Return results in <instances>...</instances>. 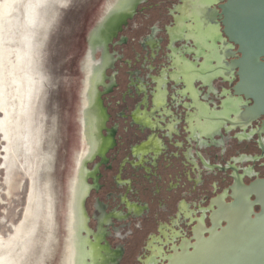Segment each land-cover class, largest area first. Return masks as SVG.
Here are the masks:
<instances>
[{"label":"flooded vegetation","instance_id":"flooded-vegetation-1","mask_svg":"<svg viewBox=\"0 0 264 264\" xmlns=\"http://www.w3.org/2000/svg\"><path fill=\"white\" fill-rule=\"evenodd\" d=\"M168 1L172 9L164 5ZM180 1L138 0L106 50L98 48L101 57L88 68L91 77L80 67L77 144L57 243V258L67 264L79 257L87 262V234L108 257L103 264H165L174 246L195 241L200 220L212 224L218 197L232 201L236 175L246 184L264 177V117L242 127L227 122L234 113L222 105L232 107L231 100L223 92L216 105L218 79L201 78L212 61L206 57L202 64L187 55L208 49L202 52L193 38L190 45L179 44L188 25H195L185 10L194 0ZM140 15L148 24L137 22ZM111 46L128 54L115 51L111 57ZM156 57L168 58L172 69L153 73ZM203 84L208 93L201 92Z\"/></svg>","mask_w":264,"mask_h":264},{"label":"rangeland","instance_id":"rangeland-1","mask_svg":"<svg viewBox=\"0 0 264 264\" xmlns=\"http://www.w3.org/2000/svg\"><path fill=\"white\" fill-rule=\"evenodd\" d=\"M103 2L14 1L12 26L8 33L4 31V37L8 36L4 42L10 45V60L18 66L21 82L27 88L30 83L33 87L28 93L27 107L21 111L31 140L20 143L13 128L9 141L0 134V236L20 234L16 244L4 249L7 257L0 264H34L44 247L49 226H53L48 179L58 225L46 264H56L61 247L57 243L61 244L63 236L59 213L65 200L71 154L77 144L80 67L87 33L101 17ZM115 51H119V46H111L109 55L112 57ZM95 56L100 58V51ZM112 72L109 69L108 73ZM49 148L53 149L52 164Z\"/></svg>","mask_w":264,"mask_h":264},{"label":"water","instance_id":"water-1","mask_svg":"<svg viewBox=\"0 0 264 264\" xmlns=\"http://www.w3.org/2000/svg\"><path fill=\"white\" fill-rule=\"evenodd\" d=\"M164 5L171 9L175 6L169 1ZM185 10L190 11L187 18L195 25H188L190 32L179 40V44L190 45L189 40L193 38L202 52L206 53L204 50L208 49L206 54L187 55L191 59H201L202 64L207 63V58L212 61L209 69L202 65L201 78L206 81L210 74L211 78L218 79L216 105L220 104V98L223 99V92L231 100L232 107L222 105V110L234 113V120L227 122L234 127H242L264 117V0H194L191 9L188 6ZM134 11L133 7L112 23V28L107 31L105 47ZM136 20L148 24L143 15ZM124 50L119 47L120 52ZM124 52L128 54L126 50ZM153 62L155 74L162 66L172 69L171 65L168 67L169 59L166 57H156ZM119 66L120 63L117 64ZM184 67L187 69L189 66ZM235 79L237 81L230 88L229 82ZM201 92L208 93L209 88L203 84ZM208 100L215 107L213 98ZM112 142L111 131L105 153ZM232 189V201L226 202L218 197V208L210 216L212 224L208 227L200 220L194 228L195 241L186 239L184 244L174 246L165 264H264V177L246 184L241 175H236ZM93 196L88 204L90 211L96 204ZM256 205L259 210H255ZM94 225L92 221L91 226ZM88 238L87 234V264H103L108 257ZM122 264H129V261L124 260Z\"/></svg>","mask_w":264,"mask_h":264},{"label":"bare ground","instance_id":"bare-ground-1","mask_svg":"<svg viewBox=\"0 0 264 264\" xmlns=\"http://www.w3.org/2000/svg\"><path fill=\"white\" fill-rule=\"evenodd\" d=\"M15 0H2L0 2V113L4 115L0 116V134L3 133L6 140L9 141L11 137L12 128L16 131V137L20 141V143L25 144V142H29L31 140L29 135L30 128L26 131L27 121L21 115L22 108L27 107L28 102V93L30 94L33 89L32 84L30 83L28 88L23 85L21 82L17 70L18 66L13 65L11 62V51L10 45L4 42L8 36L4 37V31L9 32V27L12 26V9L14 6ZM138 0H104L101 14L96 21L95 24L90 28L87 33V39L85 40L84 53L82 56V62L84 65V75L88 78L91 77V72H88V68L93 64L97 63V59L95 57L96 51L104 47L105 39L107 38V31L109 28H112V23H114L122 14H125L126 11L131 10L135 3ZM30 7H28L30 13ZM96 12V11H95ZM87 47V50H86ZM18 57H21V52H19ZM83 69V71H84ZM90 69V68H89ZM9 86V87H8ZM90 92V91H89ZM28 112V111H27ZM25 113V111H24ZM14 114H16V119ZM72 143V142H71ZM52 146V145H51ZM49 157L51 160V164L53 161V149L49 148ZM61 171V170H60ZM62 172V171H61ZM62 176V175H61ZM60 178V177H58ZM57 178V180H58ZM63 178V177H62ZM49 185L50 197H51V219L53 222L49 226V230L47 232L48 237L44 239V247L41 248L40 253L34 259V264H46L47 256L50 257L51 244L54 240L55 235V198L53 195V191L51 188L50 180H47ZM68 188V183L66 181V189ZM65 189V190H66ZM66 194V192H65ZM66 196L65 200L62 203V208L60 209V218L63 215V208L66 205ZM20 227L16 229L17 232H20ZM62 232V231H61ZM20 237L18 235H11L10 237H2L0 236V262L6 259L7 255L4 254V249L10 248L11 245L17 243V238ZM56 241V240H54ZM47 257V258H46ZM78 257V256H77ZM72 261V260H71ZM56 264H67V260L63 257H56ZM73 264H87L86 260H76L74 259Z\"/></svg>","mask_w":264,"mask_h":264}]
</instances>
